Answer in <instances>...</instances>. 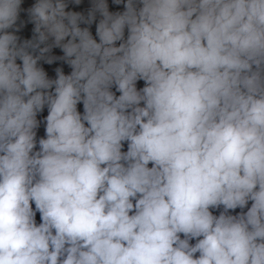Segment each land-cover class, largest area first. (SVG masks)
<instances>
[{
    "label": "clouds",
    "instance_id": "obj_1",
    "mask_svg": "<svg viewBox=\"0 0 264 264\" xmlns=\"http://www.w3.org/2000/svg\"><path fill=\"white\" fill-rule=\"evenodd\" d=\"M83 2L0 0V264H264V0Z\"/></svg>",
    "mask_w": 264,
    "mask_h": 264
}]
</instances>
